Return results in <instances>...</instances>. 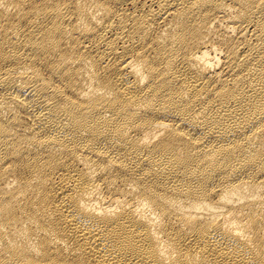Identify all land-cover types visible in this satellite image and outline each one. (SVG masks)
I'll list each match as a JSON object with an SVG mask.
<instances>
[{
	"label": "bare ground",
	"instance_id": "1",
	"mask_svg": "<svg viewBox=\"0 0 264 264\" xmlns=\"http://www.w3.org/2000/svg\"><path fill=\"white\" fill-rule=\"evenodd\" d=\"M0 264H264V0H0Z\"/></svg>",
	"mask_w": 264,
	"mask_h": 264
}]
</instances>
